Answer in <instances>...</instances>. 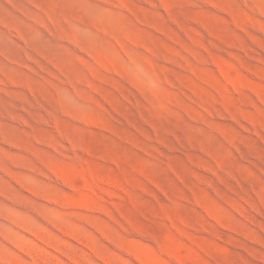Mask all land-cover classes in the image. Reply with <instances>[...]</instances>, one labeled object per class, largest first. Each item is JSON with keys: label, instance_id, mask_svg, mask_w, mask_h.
Masks as SVG:
<instances>
[{"label": "rangeland", "instance_id": "obj_1", "mask_svg": "<svg viewBox=\"0 0 264 264\" xmlns=\"http://www.w3.org/2000/svg\"><path fill=\"white\" fill-rule=\"evenodd\" d=\"M0 264H264V0H0Z\"/></svg>", "mask_w": 264, "mask_h": 264}]
</instances>
